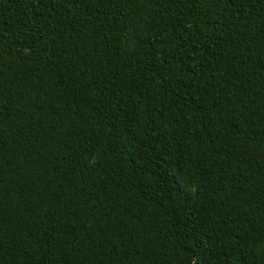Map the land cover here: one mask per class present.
I'll return each mask as SVG.
<instances>
[{
	"label": "trees",
	"instance_id": "1",
	"mask_svg": "<svg viewBox=\"0 0 264 264\" xmlns=\"http://www.w3.org/2000/svg\"><path fill=\"white\" fill-rule=\"evenodd\" d=\"M0 264H264V0H0Z\"/></svg>",
	"mask_w": 264,
	"mask_h": 264
}]
</instances>
